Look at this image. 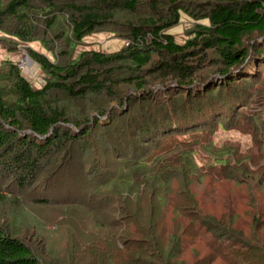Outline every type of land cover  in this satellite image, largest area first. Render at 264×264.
Instances as JSON below:
<instances>
[{
    "label": "trees",
    "instance_id": "16d2710c",
    "mask_svg": "<svg viewBox=\"0 0 264 264\" xmlns=\"http://www.w3.org/2000/svg\"><path fill=\"white\" fill-rule=\"evenodd\" d=\"M182 12L195 24L188 30L186 41L179 43L169 30L179 24ZM103 30L119 32L127 40L126 44L109 52L96 48L78 51L77 46L86 36ZM0 31V42L14 48L24 44L30 58L44 73L42 85L37 87L23 75L16 62L5 60L0 66V178H10L7 184L0 182V206H20L12 195L14 185L28 187L36 183L35 189L47 186L51 176L37 182L43 162L60 151L65 152L69 141L81 144L86 151L94 135L97 139H109L105 146L107 150H114L120 154L119 158H129L125 163L140 173L139 181L133 180L131 175L115 179L113 187L123 191L117 196L129 201L141 193V184L148 183L160 201L170 203L166 195L171 198V181L178 169L166 166V173L159 176L163 166L154 163L147 167L149 162L144 159L145 147L159 130L171 126L166 122L167 116L172 117L174 113V110L161 109L165 112L159 114L158 121L162 124L151 123L153 115L148 109L160 104L161 100L154 99L153 86L160 83L165 89L171 82H176L184 89L185 85L191 86L197 79L204 78L196 76L207 64L216 66L214 72L221 75L218 81L211 79L207 84L217 82L219 85L224 76L222 84L228 87L238 79L249 78L250 75H245L244 64L251 59V47L257 55L262 53L263 46L257 45L253 38L255 35L264 38V0H0ZM34 41H39L52 58L31 47L30 43ZM211 88H207L205 96L214 95ZM191 96L192 93L183 101L187 104ZM100 98L124 106L122 113L101 122L100 115L107 111L114 114L116 107L98 106ZM127 103L136 111L132 112L131 107L126 109ZM113 118H117L115 123ZM254 127L255 134L257 129L264 131V122H256ZM255 140L259 146V139ZM129 141L133 144V155L128 154L131 149L118 150L122 143ZM135 145L140 146V150H136ZM238 158L242 159L236 163L237 166L241 163L240 167H227L224 172L227 178H231V172L235 170L246 173L245 156ZM254 161L250 159L253 165ZM255 169L264 170V167ZM100 174L98 172L97 176ZM99 190L102 189L98 187L88 199L78 201L89 202L100 194ZM69 201L77 204L75 199ZM182 207L189 213L185 215L190 223L178 240L172 239L165 254L157 248L153 238L146 241L150 234L141 221H133L130 229L119 208L116 220L107 221L111 232H104L106 236L101 237L100 246L88 245L90 240L86 238L87 247L80 248L72 231L65 239L66 258H59L53 249L47 252L44 246L27 242L20 236L25 219L2 213L0 264H78V256L83 258L84 264H183L177 259L181 253V238L199 236L198 224H203L194 215V206L192 211L185 203L177 206L178 209ZM21 213L25 215L23 210ZM153 219L150 215V224ZM43 228L46 229L44 225ZM61 229L57 226L49 230L53 234ZM217 241L230 257L243 259L246 264H264V249L258 245L242 242L240 247L234 241L227 242L224 237ZM216 255L220 256L219 253ZM216 255L213 256L216 258Z\"/></svg>",
    "mask_w": 264,
    "mask_h": 264
},
{
    "label": "rangeland",
    "instance_id": "374dc122",
    "mask_svg": "<svg viewBox=\"0 0 264 264\" xmlns=\"http://www.w3.org/2000/svg\"><path fill=\"white\" fill-rule=\"evenodd\" d=\"M203 22L206 23L207 20ZM194 24L195 21L182 12L179 24L169 32L174 34L177 42L184 43L189 36L188 30ZM253 39L257 45L263 46L262 53L257 55L256 51L253 52L254 47H251V59L244 64L245 75H250L249 78H242L246 80L238 79L225 87L222 84L223 76L221 86L217 82L207 84L208 80L218 81L221 78L220 74L214 72L216 66L207 64L196 76H203L205 79H197L191 86L185 85L184 89L179 88L176 82H171L165 89L160 83L153 86L154 99L161 100L160 104L148 109L151 111L149 114L153 115L151 123L158 126L162 124L158 121L159 114H165L161 109L174 110L175 114L172 113V117L166 115V122L171 126H167L166 130H159V134L153 137L149 146L145 147L144 159L149 162L147 167L154 163L155 166H163L159 176L168 169H178L171 181V198L166 195L170 203L160 201L148 183L141 184V193L132 196L129 201L117 196L122 189L113 187L112 182L126 175L139 181L140 173L125 163L129 158H119L120 154L107 150L105 146L109 139H97V135L90 139L89 135L87 137L91 143L86 151L81 144L69 141L65 152L60 151L55 157L43 162L37 173V182L52 177L47 186L35 189L36 183L28 187L14 185L12 195L20 206L3 204L0 206V214L11 213L12 218L15 215L21 216L25 219L21 237L27 242L44 246L47 252L53 249L59 254V258H66L65 239L72 231L78 244L76 245L80 248L87 247L86 238L90 240L88 245L92 243L100 246L101 237L106 236L104 232H111L108 229L110 225H106L107 221L116 220L115 216H118L120 208L126 222H129V228H133V221H141L150 234L146 241H157L155 245L165 254L170 242L178 240L190 223L186 217L189 213L183 207L179 208L180 211L177 208L185 203L190 206L189 211L194 206L196 213H193L203 225L198 224L199 236H182L181 253L177 259L183 264H246L243 259L224 253L217 240L224 237L227 242L234 241L240 247L243 242L245 245H258L264 249V170L254 171L257 167H264V131L257 129L255 134L254 127L256 122H264V38L255 35ZM126 42L119 32L103 30L86 36L77 48L78 51L96 48L109 52L120 49ZM30 46L48 53L52 58V54L39 41L30 43ZM5 60L21 65L23 75L34 86L42 85L44 73L39 64L29 57L24 44L20 43L14 48L8 46V43L6 46L0 42V66ZM208 87H213L211 90L214 95L211 97L205 96ZM190 93L192 96L186 104L183 99L190 96ZM97 104L116 107L114 114L107 111L105 115H100L103 120L101 122L122 113L124 109L118 102L105 98H100ZM193 104L195 106H190ZM130 107L132 112L136 111L135 107L132 108L127 103L126 109ZM113 119L115 123L117 118ZM74 130L78 133L76 128ZM256 138L260 141L259 146L256 145ZM132 146L130 141L122 143L118 150L123 152L124 148L131 149ZM140 148L135 145L136 150ZM128 154L133 155V150ZM239 155L245 156L244 161L248 165L245 166L246 173L235 170L231 172V178H227L224 174L227 167H240L241 163L236 165L238 160H242L238 158ZM221 158L223 162L220 161ZM228 158L229 162H226ZM251 158L255 159V165L251 164ZM130 159L133 160L131 157ZM166 166L169 168H165ZM98 172L101 174L97 176ZM9 181L10 178H0V182L7 184ZM148 181L152 182L150 178ZM98 187L102 190H99L100 194L94 199L87 203L78 201L88 199L90 193L95 192ZM2 190L5 191V188ZM71 199H75L77 204H71ZM24 205L22 210L25 215L20 210ZM150 215L151 219L154 218L151 224ZM193 225L195 231L193 228L190 231L196 233V226ZM57 226L62 229L51 234ZM150 248L153 249L154 246L151 245ZM77 261L78 264L85 263L81 256H78Z\"/></svg>",
    "mask_w": 264,
    "mask_h": 264
},
{
    "label": "built area",
    "instance_id": "2783aa9c",
    "mask_svg": "<svg viewBox=\"0 0 264 264\" xmlns=\"http://www.w3.org/2000/svg\"><path fill=\"white\" fill-rule=\"evenodd\" d=\"M21 66V65H20Z\"/></svg>",
    "mask_w": 264,
    "mask_h": 264
}]
</instances>
